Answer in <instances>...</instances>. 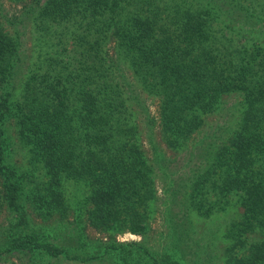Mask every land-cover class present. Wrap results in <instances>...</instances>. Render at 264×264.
<instances>
[{
  "label": "trees",
  "instance_id": "trees-1",
  "mask_svg": "<svg viewBox=\"0 0 264 264\" xmlns=\"http://www.w3.org/2000/svg\"><path fill=\"white\" fill-rule=\"evenodd\" d=\"M32 200L106 238L12 239L45 264H264V0H0V211Z\"/></svg>",
  "mask_w": 264,
  "mask_h": 264
},
{
  "label": "rangeland",
  "instance_id": "rangeland-1",
  "mask_svg": "<svg viewBox=\"0 0 264 264\" xmlns=\"http://www.w3.org/2000/svg\"><path fill=\"white\" fill-rule=\"evenodd\" d=\"M2 8L4 11H8L9 13L15 12L19 6H14L6 1L2 2ZM27 44L30 46L33 40L26 36ZM224 101L225 104L222 109L215 111L216 113L210 114L206 116V121H209L213 124L220 123L222 120H225L227 117H232V113L234 111V119L238 115L236 102L238 101V96L235 94L225 95ZM145 103L149 108V111L152 115H157V104L151 99L146 97ZM235 107V109H234ZM230 114V115H229ZM12 135L15 134L12 127ZM143 143L145 148L151 157L153 155L149 144L147 142V136L144 134ZM159 142L160 152L163 154V157H172V151L165 148L163 143ZM14 161L17 162V165L22 167L23 171H25L24 166L27 165L28 157L24 153V149L16 146L14 153ZM157 188L158 192H161V181L159 178L157 179ZM76 192L74 194H79L78 184H70L69 193ZM77 196V195H76ZM32 198V196H31ZM31 205L39 206V210L37 207L30 208L24 215V220L21 219V216L18 213L13 212L12 206L3 205L2 210L0 211V264H39V263H47L49 258H47L40 250L38 249H26L24 251L19 248L12 247V239L14 237H22L23 235H31L34 237H39L41 239H50L52 241L64 243L68 245L71 243L69 240L75 238L79 235L78 231H81L82 227L85 228V233H83V238H85L84 244L86 245L85 249H82V245L80 240H76L74 245L77 246L79 251L88 250L87 243L90 238H102L103 235L98 232L95 228L90 226L86 222H82L81 220L74 221L73 214H67L62 216L58 213L53 214L52 216L48 215L46 211L42 210V206L39 202L32 200ZM33 225V226H32ZM80 225L75 230V226ZM83 225V226H82ZM155 227L157 225H154ZM222 229L224 228V224L222 225ZM80 228V229H79ZM34 229V230H32ZM79 229V230H78ZM73 231H75V234ZM155 231H149V234H154ZM141 239V235L132 233L131 231H124L116 236V241L127 242V241H139ZM156 240V239H155ZM50 264H99L95 262H81L78 259L76 260H65L60 259L58 261L52 262ZM102 264V263H101ZM110 264V261L107 262Z\"/></svg>",
  "mask_w": 264,
  "mask_h": 264
}]
</instances>
